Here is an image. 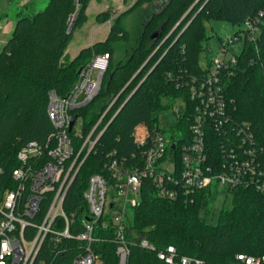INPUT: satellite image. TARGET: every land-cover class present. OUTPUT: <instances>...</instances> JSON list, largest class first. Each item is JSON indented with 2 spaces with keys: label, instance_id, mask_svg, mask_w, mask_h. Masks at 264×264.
Listing matches in <instances>:
<instances>
[{
  "label": "trees",
  "instance_id": "trees-1",
  "mask_svg": "<svg viewBox=\"0 0 264 264\" xmlns=\"http://www.w3.org/2000/svg\"><path fill=\"white\" fill-rule=\"evenodd\" d=\"M90 0H48L39 11L17 18L10 37L0 50V191L11 187V172L17 167L16 153L21 145L34 140L44 142L54 127L47 114L48 93L66 96L75 85L78 70L99 52L110 57L103 71L97 93L70 113L76 120L69 131L74 152L86 142L78 161L84 156L64 197L63 209L68 216L71 234L84 230L88 216L84 192L92 174L102 175L108 185L113 179L106 164L113 158L127 166H141L144 146L135 141L136 126L142 124L148 136L162 130L154 113L172 108L176 121L171 137L189 132L193 101L190 77L206 73L199 55L207 50L210 36L205 20L230 24L233 35H241L244 20L264 7V0H167L145 18L140 34L125 58L111 60L115 46L127 42L129 32L122 17L152 0H134L111 20L103 40L82 47L65 61V50L72 32L83 25L85 7ZM128 0H121L124 4ZM77 21L70 27L69 19ZM99 15H95V18ZM106 18L100 19V22ZM254 41L241 37L236 62L222 72L223 94L229 116L246 122L261 148L259 166L264 172V20ZM157 33V35H155ZM181 101L175 112L174 103ZM219 140V134L209 131ZM179 139V140H178ZM90 147V149H89ZM212 154L221 157L218 144ZM228 208L214 210V186L199 189L191 198L162 197L152 179L141 177L132 217L125 229L129 254L124 264H166L156 252L168 244L178 254L202 259L207 264H226L237 252L264 254V194L242 186L228 188ZM109 214L97 218L90 248L100 264H120L116 254L115 229ZM105 222V223H103ZM146 239L154 246L140 245ZM79 242L46 239L34 264H70Z\"/></svg>",
  "mask_w": 264,
  "mask_h": 264
},
{
  "label": "built area",
  "instance_id": "built-area-1",
  "mask_svg": "<svg viewBox=\"0 0 264 264\" xmlns=\"http://www.w3.org/2000/svg\"><path fill=\"white\" fill-rule=\"evenodd\" d=\"M262 20L264 7L244 20L241 35L254 41ZM241 35L232 34L221 44L205 74L190 77L193 110L188 134L176 135L182 141L172 137L167 139L162 131L148 136L146 128L142 133L135 129V141L144 146L141 166H127L123 160L113 158L106 164L113 185H108L100 174L89 177L88 188L83 194L88 216L83 219L84 230L75 235L69 231L63 201L85 157L77 163L83 145L88 142L91 147L94 141L87 136L74 152L69 135L70 111L87 103L97 93L106 67L102 61L107 54L97 55L80 68L78 79L66 96L60 97L51 90L47 114L54 131L44 142L34 139L21 145L16 153L18 165L11 172L12 186L0 191V264H34L47 238L53 242L70 238L79 242L70 264H100L90 242L97 218L105 214H109L115 229L118 262L124 264L129 254L125 236L126 212L136 204L144 176L152 179L160 196L168 198L189 199L195 191L217 183L226 184L228 188H252L264 194V172L259 166L261 148L249 124L235 122L229 116L223 94L222 72L236 62V52L231 51L229 45L241 42ZM209 131L219 134L218 143L209 136ZM216 144L221 148L219 158L211 152ZM107 189L114 192L108 203ZM129 192L131 197L128 199ZM139 243L154 249L146 239ZM156 255L166 264H207L200 258L180 256L172 244L159 249ZM38 262L43 264V259ZM226 264H264V254L237 252Z\"/></svg>",
  "mask_w": 264,
  "mask_h": 264
},
{
  "label": "rangeland",
  "instance_id": "rangeland-1",
  "mask_svg": "<svg viewBox=\"0 0 264 264\" xmlns=\"http://www.w3.org/2000/svg\"><path fill=\"white\" fill-rule=\"evenodd\" d=\"M48 0H0V23L8 20H15L25 15L33 14L41 10L47 3ZM165 1V0H164ZM163 0H152L148 2H143L140 6L136 7L124 17H122V23L128 30V41L119 42L113 51L111 60L114 62L119 58H125V51L130 50V48L135 44L140 31L142 24L145 18L148 17V14L152 10H157L159 4H164ZM133 0H128L126 3H122L121 0H90L85 7V19L83 25L80 28H76L72 32V37L68 43V46L65 50L64 60L67 61L85 44L103 40L107 35L108 28L110 26L111 20L114 19L117 14L122 10L126 9ZM164 2V3H162ZM158 11V10H157ZM99 15L95 18V15ZM104 21L100 22L102 18ZM76 14L72 15L69 19L70 27L74 21H77ZM208 27V33L210 36L206 40L207 50L202 51L199 55V64L205 66L206 58H213L219 52L222 43L227 41L228 37H231L233 34L234 28L227 24L226 22L210 19L205 20L204 22ZM100 26L99 28H97ZM240 45L239 41H236L229 45V48L233 52L238 51ZM230 51H228L229 53ZM103 52H99V56L103 55ZM110 57H107L103 60L107 64ZM82 97H80L81 99ZM181 105L182 102L176 101L174 103V108ZM157 116V125L162 130L165 138H170L172 135L171 127L176 121V114L172 108L166 110H161L154 113ZM76 129L80 128V119L76 120L75 123ZM139 132H143L142 128L137 129ZM114 192L110 189H107L106 193V202L112 200ZM131 197V193H128V199ZM231 202V195L227 191L226 184L217 183L214 185V199L211 203V208L214 210V216L212 222H216L217 213L222 208H228ZM127 224L130 223L132 217V209L129 207L127 209Z\"/></svg>",
  "mask_w": 264,
  "mask_h": 264
},
{
  "label": "crops",
  "instance_id": "crops-1",
  "mask_svg": "<svg viewBox=\"0 0 264 264\" xmlns=\"http://www.w3.org/2000/svg\"><path fill=\"white\" fill-rule=\"evenodd\" d=\"M134 1V0H133ZM15 21H16V19L15 20H11V22L10 21H8V20H6V21H4V22H2V23H0V50H1V48L3 47V45L5 44V42L8 40V38L10 37V35H11V32H12V30H13V28H14V24H15ZM100 26H98L97 28H99ZM93 42V41H92ZM92 42H89V43H87V44H85V45H83L82 47H85V46H87V45H89V44H91ZM81 47V48H82ZM80 48V49H81ZM79 49V50H80ZM78 50V51H79ZM77 51V52H78ZM76 52V53H77ZM75 53V54H76ZM74 54V55H75ZM73 55V56H74ZM100 61V60H99ZM99 61H97V63H99ZM139 128H145V126L144 125H142V124H139V125H137L136 126V130L137 129H139Z\"/></svg>",
  "mask_w": 264,
  "mask_h": 264
},
{
  "label": "water",
  "instance_id": "water-1",
  "mask_svg": "<svg viewBox=\"0 0 264 264\" xmlns=\"http://www.w3.org/2000/svg\"><path fill=\"white\" fill-rule=\"evenodd\" d=\"M155 35H157V33H155ZM102 64H105V62L102 61ZM79 71H80V69L78 70V72H79ZM75 120H76V115H72V116L70 117L69 130H71V128H72V126H73Z\"/></svg>",
  "mask_w": 264,
  "mask_h": 264
}]
</instances>
